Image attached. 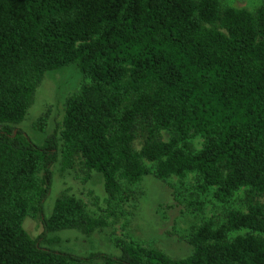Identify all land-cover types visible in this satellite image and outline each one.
Returning <instances> with one entry per match:
<instances>
[{"label": "trees", "instance_id": "1", "mask_svg": "<svg viewBox=\"0 0 264 264\" xmlns=\"http://www.w3.org/2000/svg\"><path fill=\"white\" fill-rule=\"evenodd\" d=\"M71 64L89 81L36 144L16 124L40 77ZM195 136L196 152L179 145ZM76 156L111 196L122 191L119 178L148 174L147 160L158 177L197 172L221 203L245 187L246 209L228 210L219 226L204 221L181 259L142 246L121 245L118 255L42 246L50 231L104 224L70 195L44 215L53 165ZM263 193L264 3L0 0V264H264ZM28 215L41 221L38 237L22 226ZM240 229L250 233L229 238Z\"/></svg>", "mask_w": 264, "mask_h": 264}, {"label": "rangeland", "instance_id": "2", "mask_svg": "<svg viewBox=\"0 0 264 264\" xmlns=\"http://www.w3.org/2000/svg\"><path fill=\"white\" fill-rule=\"evenodd\" d=\"M222 6L254 10L264 0H219ZM74 64L46 71L38 80L30 105L23 120L16 124L36 144L61 122L62 109L68 97L76 94L83 83L88 82ZM169 131H160L159 138L166 140ZM199 136L189 138L179 145L191 152L202 146ZM141 138L133 141L136 149ZM150 170L136 183L119 178L121 193L109 195L103 187L101 175L88 170L83 160L76 156L72 164L63 167L60 159L52 167L53 179L44 203V215L51 214L56 198L74 196L82 202L86 211L104 224L87 233L79 228L50 231L41 240L42 246L69 251L78 255L92 252L120 253L121 245L142 246L161 251L173 259H181L193 252L191 234L204 221L212 220L214 226L224 222L230 209L245 211V187L236 190L225 203L217 201L214 187L201 189L197 172L158 177L155 162L143 160ZM264 203V193L258 198ZM22 226L26 233L38 237L42 224L38 217L28 215ZM250 233L247 229L229 232V238ZM88 264H104L96 261Z\"/></svg>", "mask_w": 264, "mask_h": 264}, {"label": "flooded vegetation", "instance_id": "3", "mask_svg": "<svg viewBox=\"0 0 264 264\" xmlns=\"http://www.w3.org/2000/svg\"><path fill=\"white\" fill-rule=\"evenodd\" d=\"M120 250V249H119ZM114 255V254H113Z\"/></svg>", "mask_w": 264, "mask_h": 264}]
</instances>
